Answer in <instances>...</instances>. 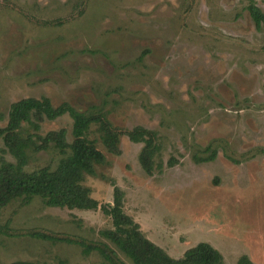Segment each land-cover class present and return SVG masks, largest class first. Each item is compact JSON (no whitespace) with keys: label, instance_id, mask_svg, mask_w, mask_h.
<instances>
[{"label":"rangeland","instance_id":"1","mask_svg":"<svg viewBox=\"0 0 264 264\" xmlns=\"http://www.w3.org/2000/svg\"><path fill=\"white\" fill-rule=\"evenodd\" d=\"M79 1L0 0V128L12 103L47 97L105 113L119 130L154 132L153 174L139 163L142 144L123 136L120 155L106 153L86 178L91 197L111 204L113 181L125 213L173 258L207 243L224 264L243 255L264 264V26L255 29L249 0ZM253 1L264 12V0ZM71 126L63 116L39 134L65 129L70 142ZM1 159L14 161L0 139ZM59 159L28 151L26 171ZM106 229L100 211L16 200L0 212V264H104L97 252L29 233L93 246L109 243Z\"/></svg>","mask_w":264,"mask_h":264},{"label":"trees","instance_id":"2","mask_svg":"<svg viewBox=\"0 0 264 264\" xmlns=\"http://www.w3.org/2000/svg\"><path fill=\"white\" fill-rule=\"evenodd\" d=\"M80 3H86V0L79 1ZM246 10L255 29L260 31L264 26V12L253 0H249ZM63 116H68L72 121L70 142L65 129L39 134L44 121H54ZM92 126L95 127L94 133L98 134V141L105 152L97 148V140L90 138ZM123 136L132 143L142 144L139 163L145 174L151 176L155 158L160 152L154 132L142 127L130 131L119 130L112 126L105 113L79 112L66 103L54 107L47 97L21 99L12 103L7 112V123L0 128V139L5 152L14 160H0V212L13 201L29 203L34 198L41 199L49 208L100 211L111 222V229L100 232L110 244L98 243L91 246L69 238L37 232H30L29 236L51 243L77 244L85 255L97 252L104 264H128L118 253L131 264H224L221 254L207 243H199L186 250L182 257L173 258L148 239L139 224L125 213L124 193L113 181L111 204L99 205L91 197V189L84 185L86 178L98 176L96 167L106 164V153L120 155L119 144ZM49 149L60 157L55 168L47 166L26 171L28 151L41 152ZM215 155L212 152L207 160H212ZM12 264L33 263L18 261ZM237 264L253 262L243 255Z\"/></svg>","mask_w":264,"mask_h":264}]
</instances>
